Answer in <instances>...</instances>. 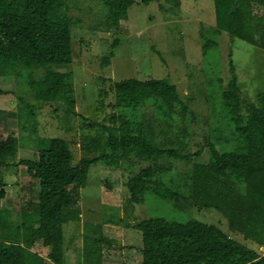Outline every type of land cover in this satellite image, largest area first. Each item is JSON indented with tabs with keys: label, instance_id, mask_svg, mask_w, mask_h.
Returning <instances> with one entry per match:
<instances>
[{
	"label": "rangeland",
	"instance_id": "obj_1",
	"mask_svg": "<svg viewBox=\"0 0 264 264\" xmlns=\"http://www.w3.org/2000/svg\"><path fill=\"white\" fill-rule=\"evenodd\" d=\"M134 4L126 11L124 19L115 27L107 22V11L99 0H84L72 5L67 14L78 19L71 28V63L52 66L51 70L68 74L75 115L65 116L56 104L35 106V132L38 137L62 138L68 143L71 164L76 165L83 156L81 138L93 135L97 125L115 127L116 106L111 86L113 83L135 79L147 81L164 79L173 85L187 111L181 118L179 106L165 116L163 111L149 105L138 106L135 121L143 114L157 143L189 154L188 164L171 159L159 161V178L170 190L187 196L188 176L192 164H208L216 175L225 174V165L214 162L212 152L237 153L243 149L240 139L232 132V124L221 109L220 94L226 89L229 77L228 63L234 69L240 97L254 101L264 92V52L224 32L215 31L212 0H162L148 5ZM245 31V30H244ZM25 70L20 79L10 71L0 77V140L12 136L16 140V152L7 160L8 168H0L1 189L4 197L2 211L15 213L29 207L26 202L36 197L33 172L22 165L12 166L20 160L36 159L27 132L18 130L17 111L23 108L18 98L33 103ZM43 70L32 73V79L42 77ZM24 138V139H23ZM204 140L212 149L203 147ZM195 152H200L195 157ZM149 162H118L117 168H109L101 162L90 166L83 187L68 188L70 204L61 210L63 264H87L95 262V256L84 251V244H99V264H140V235L131 226L146 218L162 217L184 222L198 221L213 225L228 233L225 220L212 209L184 210L174 207L168 200L159 201L145 196L139 204L129 201L124 183L139 167ZM221 175V176H222ZM230 177L234 189L243 193L241 173ZM234 240L259 254L263 247L240 237ZM31 248L47 259L48 248L36 241Z\"/></svg>",
	"mask_w": 264,
	"mask_h": 264
},
{
	"label": "trees",
	"instance_id": "obj_2",
	"mask_svg": "<svg viewBox=\"0 0 264 264\" xmlns=\"http://www.w3.org/2000/svg\"><path fill=\"white\" fill-rule=\"evenodd\" d=\"M84 0H0V77L12 73L20 79L25 70L27 85L33 103L18 98L23 108L16 109L18 130L27 132L36 159L20 160L12 166L22 165L33 172L36 197L26 202L29 210L20 208L19 216L11 219L0 212V264H43V259L31 251L36 241L48 248L47 259L52 264H63L61 210L70 204L68 188L83 187L90 166L100 162L117 168L118 162H149L139 167L124 183L129 201L139 204L145 196L159 201H171L179 210L188 208L212 209L226 222L228 233L213 225L194 220L177 222L162 217L142 219L131 227L140 235V264H264L259 254L237 242L233 237L251 241L264 248V92L250 102L240 97L234 69L228 63L229 77L226 89L220 94L221 109L232 124V132L240 139L243 149L237 153L212 152L214 162L225 165V174L216 175L208 164H192L188 176V193L183 197L170 190L155 175L162 159L188 164L190 155L175 148H166L154 140L144 115L132 121L138 106L149 105L164 110L165 116L179 106L182 118L187 111L173 85L164 79L138 81L125 79L111 86L117 118L115 127L96 126L93 135L81 138L83 156L76 165L71 164L68 143L58 137H38L35 132L34 108L43 104H56L65 116L75 115L72 88L68 74L51 70L52 66L71 63V28L78 19L68 16L72 5ZM162 0H140L148 5ZM107 11V22L115 27L124 19L133 0H99ZM264 5V0H212L215 31L230 38H239L264 51L263 19L245 22V8L249 4ZM244 7V8H243ZM245 30V31H244ZM43 70L42 77L32 79V73ZM22 136L19 137V140ZM24 139V138H23ZM12 136L0 140V168H8L17 141ZM203 147L212 149L204 140ZM195 152L194 156H199ZM241 173L243 193L234 189L230 177ZM0 200L4 197L1 189ZM84 244V251L95 256L99 264L98 247Z\"/></svg>",
	"mask_w": 264,
	"mask_h": 264
},
{
	"label": "crops",
	"instance_id": "obj_3",
	"mask_svg": "<svg viewBox=\"0 0 264 264\" xmlns=\"http://www.w3.org/2000/svg\"><path fill=\"white\" fill-rule=\"evenodd\" d=\"M249 8H245V14H247L246 18H245V22H250V20L254 19H260L264 21V5H255V4H249ZM244 8V7H243ZM235 38V37H234ZM239 39V38H237ZM241 40V39H240ZM243 41V40H242ZM246 42V41H244ZM247 43V42H246ZM260 50V49H259ZM263 51V50H261ZM264 52V51H263ZM237 79V78H236ZM1 201V200H0ZM7 211H2V206L0 204V212L2 216L8 217L10 218V216L15 215V213H11L8 210L10 209L9 207H6ZM19 216L18 212H17V217ZM62 217V216H61ZM16 217H11V219H15ZM64 219V218H63ZM64 221H67L66 219H64ZM64 224H66V222H64ZM36 245V244H34ZM260 248V247H259ZM36 253V252H34ZM37 254V253H36ZM38 256H40L39 254H37ZM41 257V256H40Z\"/></svg>",
	"mask_w": 264,
	"mask_h": 264
}]
</instances>
